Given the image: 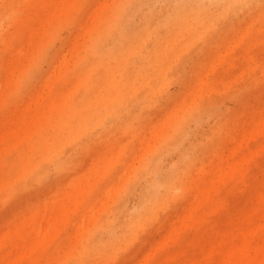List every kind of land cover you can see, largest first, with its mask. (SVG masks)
Here are the masks:
<instances>
[{
	"label": "rangeland",
	"instance_id": "rangeland-1",
	"mask_svg": "<svg viewBox=\"0 0 264 264\" xmlns=\"http://www.w3.org/2000/svg\"><path fill=\"white\" fill-rule=\"evenodd\" d=\"M0 264H264V0H0Z\"/></svg>",
	"mask_w": 264,
	"mask_h": 264
}]
</instances>
